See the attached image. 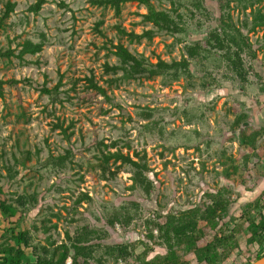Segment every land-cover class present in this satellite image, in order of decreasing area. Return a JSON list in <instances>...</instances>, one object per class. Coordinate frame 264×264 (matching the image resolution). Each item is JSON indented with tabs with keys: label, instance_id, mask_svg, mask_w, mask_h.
I'll use <instances>...</instances> for the list:
<instances>
[{
	"label": "rangeland",
	"instance_id": "obj_1",
	"mask_svg": "<svg viewBox=\"0 0 264 264\" xmlns=\"http://www.w3.org/2000/svg\"><path fill=\"white\" fill-rule=\"evenodd\" d=\"M225 1L149 0L157 11L179 14L182 33L129 43L118 38L115 27L136 35L153 29L142 21L147 10L136 1L121 4L115 15L90 0H47L35 15L28 8L36 0H0V16L6 2L16 5L0 27V51L9 48L17 54L18 45L26 39L44 44L40 53L23 60L0 59V81L4 83L0 186L5 199L14 205L22 195L36 199L35 204L26 205L22 217L32 243L45 246L53 240L59 244L65 231L72 236L87 228L107 233L105 239L96 241L101 246L97 255H104L106 247L125 245L131 248V258L117 264H138L141 244L151 250L146 260L166 254L157 245V232L152 241L146 239V225L161 224L169 213L204 209L218 199L222 213L241 225L242 234L225 247L226 261L244 262L249 246L243 240L246 225L240 220L256 212L248 206L264 191V27L251 30L249 10H242L248 0H229L232 24L241 27L247 22L244 31L250 48L240 55L244 77L240 79L227 67L224 53L207 43L209 33L218 30L216 17ZM194 2L199 3V10L194 9ZM253 8L264 13V0ZM118 43L151 64L188 59L186 50L195 45L198 58L190 61V77L176 81L160 76L110 83L114 77L105 73L104 64H117L113 46ZM90 78L105 90L107 99L90 89ZM25 79L49 89L61 82L56 97L60 102L26 86ZM11 80L20 83L9 85ZM57 122L63 129L72 123L67 139L54 128ZM66 151L71 155L64 169L42 167L48 158L64 156ZM116 151L133 161L136 154H145L152 183L149 198L140 190L128 189L132 169L120 162L107 164L113 177H100L102 154ZM24 152H29L30 159L20 164ZM6 168L12 169L10 175ZM84 194L90 201L76 205ZM261 206L264 212V203ZM50 212L60 219L51 218L47 226L56 224V229L42 235V219ZM114 213L128 216V225L108 228L106 221ZM205 245L201 240L195 248ZM191 250L181 255V262L196 263ZM106 260L105 264H116L111 257Z\"/></svg>",
	"mask_w": 264,
	"mask_h": 264
},
{
	"label": "trees",
	"instance_id": "obj_2",
	"mask_svg": "<svg viewBox=\"0 0 264 264\" xmlns=\"http://www.w3.org/2000/svg\"><path fill=\"white\" fill-rule=\"evenodd\" d=\"M129 1H136L145 6L147 12L142 16L144 23L150 24L153 29L144 31L140 35L127 33L120 27H115L119 39L126 38L129 43L140 42L142 39L151 41L156 35H176L182 33V19L179 14L172 15L169 11H157L149 0H90V4L100 8H110L118 15L121 4ZM47 3V0H36V2L28 8V11L33 14H38L42 6ZM173 3V2H172ZM260 0H248L246 5L242 7L245 12L249 10L251 16V30L259 27H264V13L260 9L255 10L253 4H259ZM173 5V4H172ZM63 8H67L63 3L60 4ZM16 5L11 2H6L4 9L0 16V27L13 14ZM194 9H200L198 2H194ZM229 0L225 1L218 11L216 20L218 21V30L210 32L207 43H212V49L224 53L223 59L227 67L240 79H244L242 74V62L240 59L241 53L245 48H250L247 43L245 29L247 22H243L241 27H236L231 22V17L228 13ZM175 12V10H173ZM98 28V25L97 27ZM98 33H101L100 31ZM43 42L33 43L30 40H23L19 44L17 54L9 48L0 51V59L10 61L11 58L23 60L25 56H34L42 51ZM198 46L189 47L186 50L187 58H181L179 61H171L169 63L158 60L151 64L143 56H135L126 47L118 43L113 46V55L117 58V64L109 66L104 64L106 74L112 75L114 78L110 79V83L116 81H142L151 80L155 77L168 76L170 79L176 81L180 77L189 76L190 61L198 58ZM121 76L117 77L118 74ZM9 85H16L19 81L11 80ZM26 86L31 87L40 95L48 96L53 102L57 100L61 82L49 89L45 84L38 86L29 79L22 81ZM90 89L96 93L101 94L107 99L105 90L97 86L93 82V78L88 80ZM0 81V96H2V85ZM59 101V100H57ZM60 102V101H59ZM148 117V115H147ZM54 125L55 129H60L63 136L67 139L69 134L67 131L72 126V123L66 129H63L62 123L57 122ZM70 152L66 151L64 156L50 157L46 160L42 167L49 165L52 169L62 170L67 161H70ZM136 161H133L128 155H123L119 151L107 152L102 154L101 160L98 164L101 171V178L106 179L108 174L113 177V173L108 171L107 164L110 160L113 163L120 162V166H129L132 169L130 191L140 190L146 197H150L152 190V183L148 180L147 173L149 172L145 163V154L135 156ZM29 152H24L21 156L20 164L29 161ZM8 174L12 173L11 168H6ZM5 192L0 186V264H105L107 258L111 257L113 262L117 264L119 261L126 263L131 258V248L125 245H112L105 248L104 255H97L100 252L101 246L96 241H101L107 237L106 232H99L96 230H88L82 228L72 236L68 231L64 232V240L59 244H55L53 240H47L46 245L34 244L30 239V231L23 226V215L26 213V205L36 203V199L30 195H22L17 198L15 205L9 203L5 199ZM264 191L259 200L254 204H250L249 211L253 212L245 214L242 220L246 225L247 233L243 234V240L247 241L249 248H247V257L241 264H254L264 256V212L261 204L264 203ZM81 201H90L86 194L82 195L75 201L79 205ZM220 200L215 199L204 209L190 208L179 213H169L165 216L164 222L161 224L146 225L148 234L146 239L152 241L154 239L153 232H157L155 240L158 241L159 246H163L166 250L165 256H155L152 260H146V257L151 252L146 243L141 244L143 251L137 256L138 264H186L181 262V255L189 254L193 251L195 254V264H218L216 260H221L219 264H231L226 261L225 247L231 244L236 236L241 235L239 223L232 218H227L226 213H222ZM222 213V214H221ZM60 219V215L50 212L48 216L43 217V226L41 229L42 235H47L51 229H56V224H50V219ZM72 221V220H70ZM129 217L114 213L106 221L108 228L113 229L115 225L125 227L128 225ZM23 226V227H22ZM34 230L38 228L33 225ZM204 240L206 245L203 248H195L197 242ZM232 245V244H231ZM237 251V250H236ZM182 253V254H181ZM232 256L238 259L236 254ZM243 256V255H242ZM232 262V261H231ZM232 263H235L233 260Z\"/></svg>",
	"mask_w": 264,
	"mask_h": 264
},
{
	"label": "water",
	"instance_id": "obj_3",
	"mask_svg": "<svg viewBox=\"0 0 264 264\" xmlns=\"http://www.w3.org/2000/svg\"><path fill=\"white\" fill-rule=\"evenodd\" d=\"M254 264H264V256Z\"/></svg>",
	"mask_w": 264,
	"mask_h": 264
}]
</instances>
